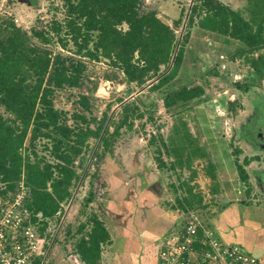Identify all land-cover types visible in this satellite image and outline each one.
I'll list each match as a JSON object with an SVG mask.
<instances>
[{
    "label": "trees",
    "instance_id": "trees-1",
    "mask_svg": "<svg viewBox=\"0 0 264 264\" xmlns=\"http://www.w3.org/2000/svg\"><path fill=\"white\" fill-rule=\"evenodd\" d=\"M59 1L60 7L53 3L48 8L50 18H38L29 28L18 26L12 14L0 17V195L12 196L23 184L25 205L44 238L43 250L51 240L49 225L58 224L63 205L76 198L74 189L88 174L87 169L81 171L80 164L87 152L91 151L96 167L82 198L80 215L104 193L106 183L98 173V161L112 154L119 138H128L126 132L133 128L134 120L146 115L152 119L149 108L154 104L145 103L139 95L117 99L119 109L110 112L108 104L100 116L94 114L88 93H79L80 108L71 114L55 107L58 91L84 85L88 63L106 61L114 70L113 77L122 73L128 93L143 89L153 80L147 90L157 91L179 74L188 51L185 43L196 28L200 36L222 41L227 46L222 49L231 59L241 58L248 66L243 81L234 82L238 90L247 92L264 80V0H244L243 7L237 9L221 0H191L189 6L178 2L182 6L171 24L144 0ZM14 2L40 7L39 0ZM57 11L62 14L60 18ZM182 25L178 40L176 31ZM232 43L237 45L231 50L228 45ZM167 89L162 103L174 112L200 101L205 94L204 87L195 84L170 85ZM232 105L229 102L230 109ZM161 145L162 140L156 153H160ZM157 159L163 167L165 164ZM170 167L173 169L174 164ZM237 170L246 182L242 165L237 164ZM108 237L104 224L92 213L84 221L79 219L75 229L67 224L62 241L71 242L79 260L96 264ZM41 260L42 256L38 257L35 264Z\"/></svg>",
    "mask_w": 264,
    "mask_h": 264
},
{
    "label": "rangeland",
    "instance_id": "rangeland-1",
    "mask_svg": "<svg viewBox=\"0 0 264 264\" xmlns=\"http://www.w3.org/2000/svg\"><path fill=\"white\" fill-rule=\"evenodd\" d=\"M221 1L234 9L242 8L245 3L244 0ZM144 2L150 3L157 10L158 16L171 24V20L178 17L182 3L189 6L191 0H144ZM60 4L59 0H39V9H34L20 2H14L10 6V13L14 15L18 26L29 28L38 18L41 21L50 18L51 13L47 11L48 8L51 5L60 7ZM61 16V12L57 11L56 17ZM183 26L176 31L178 40L183 32ZM236 45L232 43L228 48L232 50ZM222 47L227 46L222 41L212 40L208 35L200 36L196 28H192L185 43V50L188 51L185 52L179 74L171 83L157 91L147 90L148 84L155 81L153 80L144 85L143 89L130 90L128 93L126 85L123 84L122 73L118 72L113 77L114 70L111 71L106 61L88 63L84 85L81 88L58 91L54 97V104L55 107L71 114L80 108L77 103L79 93H88L94 105V114L100 116L108 104L111 105L110 112L119 109L120 104L116 103L119 98L128 100L139 95L145 103L152 102L154 105L149 108L152 119L150 120L146 115L142 119L134 120L133 128L126 132L130 134L128 138L126 139V136L119 138L112 154L98 161L100 178L105 183L108 180H118L120 184L119 179L125 178L126 183L136 184L135 180L139 179L138 174L130 173L131 168L136 164L143 175H151L154 178L159 176L165 184L164 193L171 195L161 201L159 207L173 205L174 209L180 208L183 213L197 207L198 212L201 213L200 217L208 226L215 228V224L219 223L218 225L224 230L233 228L235 239L231 244H237L249 253L245 247H252L251 250L254 248L261 250L264 247V195L257 190L252 176L255 170L264 164V154L246 146L240 138L238 128L244 126L247 118H252V121L261 118L262 123L264 122L262 107L260 117L257 118L258 115L252 113L254 104L264 96V80L252 86L247 92L238 90L234 82L243 81L242 77L246 75L248 66L241 63V58L231 59L229 53ZM211 70L216 71L218 75L213 74ZM109 76H112L111 79ZM181 84L201 85L205 94L200 101L192 102L179 112L165 109L162 96L167 92V87L170 85L178 87ZM229 102H233V109L229 108ZM180 121H184L187 127H184L183 122ZM161 140L164 145L159 146L160 153H156V146L161 144ZM93 143L94 140H90V146H93ZM157 156L165 164L163 167H159ZM246 159H248L247 163ZM94 161L95 158L91 160V151L87 152L80 164L83 165L81 171L87 169L88 174L83 179L82 185L78 184L75 187L76 198L73 197L63 205L58 224L49 225L51 240L48 241L46 250H43L48 254L43 264H47L52 259L57 247V244L50 242L55 238L60 242L63 240V228L71 223L75 229L79 219L84 221L85 217L92 213L110 229L107 215L112 219L114 217L116 227L112 235L113 240L122 228L123 230L127 228L125 225L130 219L129 209L122 206L115 207L109 209V214L102 215V211L106 212L107 208L103 205H107V202L105 203L102 195L84 210L83 215H80L81 201L87 191L89 178L96 167ZM171 164H174L173 169L170 167ZM237 164L242 165L246 171L248 176L246 182L240 179L241 172L237 170ZM144 183H147L145 179ZM118 186L114 183V188ZM189 187L190 192L187 191ZM247 188H249L248 193ZM114 194L112 196L116 198L115 200H120L126 197L127 193L119 189ZM163 197L165 198V195ZM195 201L198 204H195ZM175 215L169 217L177 223L180 218ZM216 219L218 223L215 222ZM222 219L224 222H221ZM244 224L247 228L243 227ZM105 229L108 233V228ZM167 236L168 234L161 238V235L159 241ZM107 252L108 248L105 246L103 254L106 255ZM249 254L255 256L254 253Z\"/></svg>",
    "mask_w": 264,
    "mask_h": 264
},
{
    "label": "built area",
    "instance_id": "built-area-1",
    "mask_svg": "<svg viewBox=\"0 0 264 264\" xmlns=\"http://www.w3.org/2000/svg\"><path fill=\"white\" fill-rule=\"evenodd\" d=\"M12 0H0V17L10 15ZM21 183L9 197L0 195V264H35L46 259L43 241L26 207ZM198 210L189 209L182 223L159 243L158 264H262L237 244L225 242ZM48 255V254H47Z\"/></svg>",
    "mask_w": 264,
    "mask_h": 264
},
{
    "label": "crops",
    "instance_id": "crops-1",
    "mask_svg": "<svg viewBox=\"0 0 264 264\" xmlns=\"http://www.w3.org/2000/svg\"><path fill=\"white\" fill-rule=\"evenodd\" d=\"M130 173L138 174L137 177H139V179L135 180L136 184L133 182L129 184L126 183L125 178L119 179L121 182L120 184L118 180H108V182H106L107 186L103 191L102 198H105L104 201L105 203L107 202V205H103L107 208L105 209L106 212L102 211V215L108 213L111 208L122 206L129 209L130 219L128 224L126 223L125 225L127 228H124V230L122 228L116 239L113 240L112 235H114V227H116V225L114 223V217L112 219L111 217L109 218L110 215H107L111 229L105 224L104 226L108 228L109 241L102 246L101 257L96 264H158V248L161 242L159 238L161 235V238H163L182 223L183 210L177 207L176 209H172L175 208L173 205L169 207L165 206L164 208L159 207L161 201L168 199L167 196H171L169 193H164L163 189L165 184L159 176H157L158 178H154L153 176L151 177V175H143L139 170V166H136V164L131 168ZM144 179L147 183H144ZM113 182L117 183L121 188H118L119 186L114 188ZM166 185L168 184L166 183ZM119 189L120 191L122 189L123 193H127L126 197L124 196L120 200H115L116 198L113 197L115 195L114 193L119 191ZM163 195H165V198ZM175 196L174 194V199ZM192 196H194V194H192ZM169 199L171 198L169 197ZM192 209L198 210L197 207ZM170 215L179 217V222L176 223L171 220L169 217ZM215 222L218 223V220L216 219ZM221 222H224L223 219ZM218 224H215L218 234L225 242L231 243L235 239L234 229L230 228L229 230H224L223 227H220ZM243 227L247 228L245 224ZM54 243L57 244V247L53 253L52 259L49 260L47 264H86L79 260L78 256L73 253L70 241L67 243L65 241L60 242V240H56L53 244ZM105 246L108 248L106 255L103 254V248ZM245 248L249 253H254L260 261L262 260V264H264V247L261 250H256L255 248L251 250L252 247L249 246ZM68 250L69 252H67Z\"/></svg>",
    "mask_w": 264,
    "mask_h": 264
},
{
    "label": "flooded vegetation",
    "instance_id": "flooded-vegetation-1",
    "mask_svg": "<svg viewBox=\"0 0 264 264\" xmlns=\"http://www.w3.org/2000/svg\"><path fill=\"white\" fill-rule=\"evenodd\" d=\"M254 106L252 113L257 114L258 118L262 114L260 108L262 107L264 110V96H261ZM254 120L252 121V118L245 119L244 126H239L238 133L246 146L255 151H262L264 154V122L262 123L261 118ZM253 174V182L257 190L264 195V164H261Z\"/></svg>",
    "mask_w": 264,
    "mask_h": 264
}]
</instances>
